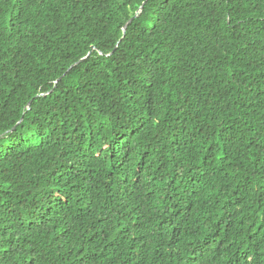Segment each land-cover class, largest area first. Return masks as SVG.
<instances>
[{
    "label": "trees",
    "instance_id": "16d2710c",
    "mask_svg": "<svg viewBox=\"0 0 264 264\" xmlns=\"http://www.w3.org/2000/svg\"><path fill=\"white\" fill-rule=\"evenodd\" d=\"M0 264H264V0H0Z\"/></svg>",
    "mask_w": 264,
    "mask_h": 264
},
{
    "label": "water",
    "instance_id": "95a60500",
    "mask_svg": "<svg viewBox=\"0 0 264 264\" xmlns=\"http://www.w3.org/2000/svg\"><path fill=\"white\" fill-rule=\"evenodd\" d=\"M136 15H134L133 17H131L127 22H126V24L124 25V28L127 26V24L135 17ZM83 59V58H82ZM81 59V60H82ZM77 63V62H76ZM76 63H74V64H76ZM74 64H72L69 68H71ZM15 128V126H13V128L12 129H14Z\"/></svg>",
    "mask_w": 264,
    "mask_h": 264
}]
</instances>
